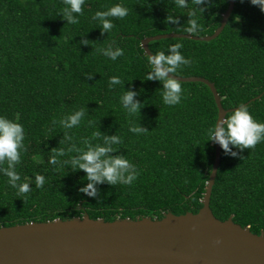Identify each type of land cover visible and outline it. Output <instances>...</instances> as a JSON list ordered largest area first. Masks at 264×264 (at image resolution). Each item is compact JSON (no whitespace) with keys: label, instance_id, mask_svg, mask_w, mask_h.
<instances>
[{"label":"trees","instance_id":"1","mask_svg":"<svg viewBox=\"0 0 264 264\" xmlns=\"http://www.w3.org/2000/svg\"><path fill=\"white\" fill-rule=\"evenodd\" d=\"M233 1L224 28L213 40L166 38L149 42L148 48L155 52L180 42L181 54L192 63L179 68L176 76L208 80L224 109L244 104L253 119L264 122V12L248 0ZM117 2L129 9L128 15L111 18L113 28L102 34L90 16ZM227 5V0H208L195 17L201 30L190 35H211ZM63 7V0H0V115L16 119L25 129L26 150L16 166L21 179L36 173L45 176L41 188L33 182L30 192L18 195L0 175V226L85 214L112 221L196 213L214 155V143L207 141L206 132L216 120L212 94L203 83L180 82L181 102L165 105L160 82L141 80L147 71L141 39L181 33L164 17L178 15L183 24L188 9L176 8L174 0H85L78 23L67 24L58 13ZM82 35L89 44L79 43ZM112 41L124 49V56L115 61L97 52ZM84 72H91V78ZM112 75L121 77L126 90L130 85L139 93L135 97L141 102L139 112L128 114L121 108L123 88L107 87ZM81 107L86 115L79 127L68 130L70 134L77 141L90 137L94 128L117 134L122 143L114 147L138 171L129 185H97L96 198L77 190L87 182L82 170L47 163L51 148L64 147L59 144L60 118ZM130 121L146 131L130 132ZM233 150L240 155H224L220 148L209 208L218 220L231 217L258 234L264 231V141L251 149Z\"/></svg>","mask_w":264,"mask_h":264},{"label":"water","instance_id":"2","mask_svg":"<svg viewBox=\"0 0 264 264\" xmlns=\"http://www.w3.org/2000/svg\"><path fill=\"white\" fill-rule=\"evenodd\" d=\"M228 5L220 24L211 35L192 36L164 33L140 41L144 52L148 44L166 38L210 41L224 28L233 8ZM171 75V74H170ZM180 82L205 84L213 97L217 117L224 109L214 85L198 76H177ZM220 161V146L214 143L211 170L196 213L161 218L54 219L0 226V264H264V231L254 234L234 223L231 217L221 221L209 208V197Z\"/></svg>","mask_w":264,"mask_h":264},{"label":"clouds","instance_id":"3","mask_svg":"<svg viewBox=\"0 0 264 264\" xmlns=\"http://www.w3.org/2000/svg\"><path fill=\"white\" fill-rule=\"evenodd\" d=\"M264 12V0H248ZM85 0H63L64 7L58 12L67 24H76L80 15L83 14L82 6ZM174 5L178 9H188L187 20L183 24L179 21L178 15L168 13L164 17L166 24L177 25L176 29L181 33H197L201 30V24L195 18L208 6V0H174ZM129 9L122 3H114L94 11L90 19L99 25L100 32L109 33L113 28L111 18L123 19L128 15ZM80 44H89L87 39L81 36ZM115 41L97 49V52L115 61L117 57L124 56V49L115 46ZM183 45L180 42L170 43L165 50L146 53V68L142 81L156 80L162 87L160 88V99L165 105H177L182 100V88L176 73L182 66L192 63L190 58L181 54ZM86 78H91V72L83 73ZM171 74V75H170ZM132 79L128 80L131 81ZM124 81L119 75L108 77L107 87L111 90L114 86H121L123 92L119 97V103L128 114H136L141 108V102L135 99L138 92L132 90L131 86L126 90ZM86 115L85 107L73 110L64 115L59 120V126L63 129L62 138L59 144L64 147H54L50 149L47 163L54 167H67L73 172L82 170L86 177V183L77 190L88 197L96 198L97 185L105 183L107 185H129L137 177L136 166L131 163L123 154L119 153L118 146L122 143L121 137L117 134L108 135L94 128L91 136H81L79 140L70 134L68 130L79 127ZM57 121L52 120L55 125ZM91 119L87 120V125H92ZM128 130L132 133L141 134L146 131L138 122L130 121ZM207 141H211L220 146L224 155L237 157L240 155L233 149H251L261 141H264V122L253 119L248 108L244 104L231 109L223 117H217L213 124L207 129ZM25 129L16 119H9L5 115H0V175L6 177L5 183L10 186L18 195L30 192V183L34 182L37 189L45 184V176L39 173L34 174V178L21 179L16 166L20 164L22 154L25 152ZM96 141V142H94ZM79 145V146H78ZM232 146V147H230ZM68 154L67 159L63 157ZM115 153V154H114ZM242 158V157H241Z\"/></svg>","mask_w":264,"mask_h":264}]
</instances>
